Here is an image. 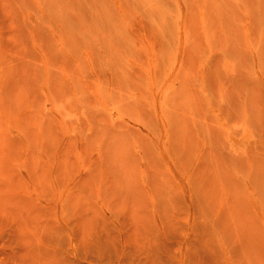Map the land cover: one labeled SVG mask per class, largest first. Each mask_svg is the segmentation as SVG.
<instances>
[{
  "label": "rangeland",
  "instance_id": "374dc122",
  "mask_svg": "<svg viewBox=\"0 0 264 264\" xmlns=\"http://www.w3.org/2000/svg\"><path fill=\"white\" fill-rule=\"evenodd\" d=\"M0 264H264V0H0Z\"/></svg>",
  "mask_w": 264,
  "mask_h": 264
}]
</instances>
